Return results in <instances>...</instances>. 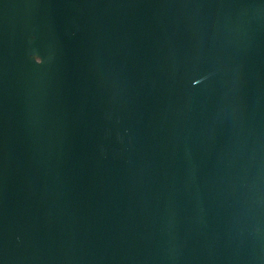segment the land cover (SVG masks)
I'll use <instances>...</instances> for the list:
<instances>
[{
  "label": "water",
  "instance_id": "1",
  "mask_svg": "<svg viewBox=\"0 0 264 264\" xmlns=\"http://www.w3.org/2000/svg\"><path fill=\"white\" fill-rule=\"evenodd\" d=\"M0 264H264V0H0Z\"/></svg>",
  "mask_w": 264,
  "mask_h": 264
}]
</instances>
